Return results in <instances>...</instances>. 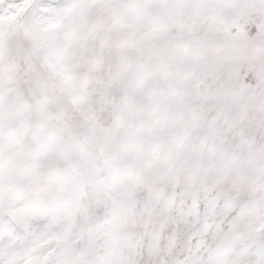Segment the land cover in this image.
<instances>
[{
  "label": "snow or ice",
  "instance_id": "6c2138e0",
  "mask_svg": "<svg viewBox=\"0 0 264 264\" xmlns=\"http://www.w3.org/2000/svg\"><path fill=\"white\" fill-rule=\"evenodd\" d=\"M0 264H264V0H0Z\"/></svg>",
  "mask_w": 264,
  "mask_h": 264
}]
</instances>
